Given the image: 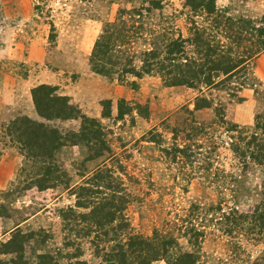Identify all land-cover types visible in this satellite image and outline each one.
<instances>
[{
  "label": "rangeland",
  "instance_id": "obj_1",
  "mask_svg": "<svg viewBox=\"0 0 264 264\" xmlns=\"http://www.w3.org/2000/svg\"><path fill=\"white\" fill-rule=\"evenodd\" d=\"M214 6L209 14L187 0H0V264H108L121 252L127 264L185 255L192 264H264V49L250 57L257 34L237 42L214 24L263 27L264 0ZM107 37L102 63L114 73L105 76L91 56ZM180 41L183 54L168 56ZM144 61L149 74L121 73ZM166 68L191 87L167 84ZM40 86L69 99L99 140L81 131V117H40ZM24 118L75 144L28 157L22 130L8 134ZM154 234L166 253L158 241L155 256L130 252L131 239L152 243Z\"/></svg>",
  "mask_w": 264,
  "mask_h": 264
},
{
  "label": "trees",
  "instance_id": "obj_2",
  "mask_svg": "<svg viewBox=\"0 0 264 264\" xmlns=\"http://www.w3.org/2000/svg\"><path fill=\"white\" fill-rule=\"evenodd\" d=\"M187 3L193 10H196L198 8H204L209 14H212L215 11V6H214L215 0H207V1L187 0ZM214 24L217 26L225 25L226 31L230 32L235 37L237 42H241L242 39L244 40L245 33L254 34V35L257 34L259 38L256 41V43L258 44L257 45L258 48L252 51L253 47H251V49H249L251 50V52L244 54H250L251 57L258 54L260 51L264 49V26L263 27L256 26L251 28V24L249 22H245L241 20H239L238 22H232L230 19H226V20L224 19L223 21L215 20ZM197 39L200 41L199 37ZM109 41L110 39L109 37H107L101 42L97 43L96 46L94 47L91 56L92 58L91 62H93L94 71L100 75H105V76H108L110 73L111 74L114 73L107 70L106 66H104V64L102 63V61L105 60V57H107L109 55V52L112 50L111 49L112 46H110ZM183 49L184 48L181 45V41L180 43L173 42L169 44L167 47L168 56L173 57L176 54H183L184 52ZM226 57L221 59L224 60L226 59ZM171 62L174 63V60H172ZM143 65H144L143 68L139 72L135 71V69L130 70L128 68L127 69L123 68L121 70V73L133 74L137 78H140L144 73L149 74V72H151V69H149V63L147 64L144 61ZM160 66L161 68H164L162 65ZM223 68L224 70H222L221 72L225 73L228 72L229 69H232L233 67H223ZM212 70L216 71L219 69L215 67ZM161 72H162L161 76L164 79V81H166L167 84L171 86L185 85L187 87H191L189 81L187 80H181V79L177 80L174 77H173L174 79L172 80V77H170L171 71L169 68L163 69L161 70ZM200 74H203V72H201ZM55 91L56 88H51L48 86H40L33 90L32 92L33 100L39 116L48 122L53 121L55 119L73 120L81 117L82 118L81 131L84 134L88 133L91 139L97 140L98 139L97 137L99 135H97L96 137L91 134V133H96L95 131L97 130L93 131L92 129H90L91 127H97V125L94 124L93 126H91L89 124L91 123L90 120L86 119L83 116H79L80 115L79 110H77L75 106L70 104L69 99H67L66 97H55L53 95ZM104 106L109 108L110 103L106 102ZM105 114H106L105 116H108L106 112ZM120 115L123 114L120 113ZM16 133H19V137H17V143L20 144L22 150L26 151L27 156L32 158L33 157L51 158L53 156L54 150H56L58 147L75 144L72 141H68V140L64 141V138L61 135H59L58 132L54 131L53 129H48L47 127L44 126V124L33 122L28 118L17 120L11 125V127H9L8 134L10 136L15 135ZM237 150L238 149L235 150V153L237 152ZM134 240L135 239H131L128 245L131 250L130 252L132 254H134L135 252L141 255L143 253L147 254V252L150 251L151 254L154 253L155 256V254H158L157 241L159 242V246L161 247V250H163V252L166 253L164 246L167 245V243H164L163 245L162 241L158 239L156 234H154L153 238H151L152 243H150L149 241L137 242L136 240L135 241ZM117 256L120 257V259L118 260L120 261V264H127V262L125 263V255H123L122 252L119 255L118 254L110 255L106 263L113 264L114 257ZM184 257L186 258V260L181 259L179 261V264H192L193 255H185Z\"/></svg>",
  "mask_w": 264,
  "mask_h": 264
},
{
  "label": "crops",
  "instance_id": "obj_3",
  "mask_svg": "<svg viewBox=\"0 0 264 264\" xmlns=\"http://www.w3.org/2000/svg\"><path fill=\"white\" fill-rule=\"evenodd\" d=\"M62 156H64L65 154H68L66 151H62Z\"/></svg>",
  "mask_w": 264,
  "mask_h": 264
}]
</instances>
